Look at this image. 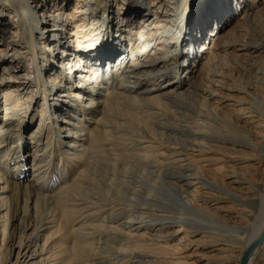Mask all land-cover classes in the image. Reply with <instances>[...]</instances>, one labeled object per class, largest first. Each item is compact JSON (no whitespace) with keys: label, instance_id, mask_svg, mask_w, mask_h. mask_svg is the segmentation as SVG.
<instances>
[{"label":"bare ground","instance_id":"obj_1","mask_svg":"<svg viewBox=\"0 0 264 264\" xmlns=\"http://www.w3.org/2000/svg\"><path fill=\"white\" fill-rule=\"evenodd\" d=\"M2 227L4 264H264L258 0H0Z\"/></svg>","mask_w":264,"mask_h":264},{"label":"rangeland","instance_id":"obj_2","mask_svg":"<svg viewBox=\"0 0 264 264\" xmlns=\"http://www.w3.org/2000/svg\"><path fill=\"white\" fill-rule=\"evenodd\" d=\"M258 3H259V5L261 6V7H264V0H258ZM243 9H241L239 12H238V14L237 15H239L240 13H241V11H242ZM149 13V12H148ZM151 13V12H150ZM262 17H263V15H262ZM185 44L186 43H184L183 45H182V47L183 46H185ZM9 228H10V224H9V227H8V231H9ZM8 231L6 232V233H3V227L2 228H0V264H4L5 263V257H6V252H5V250H6V245L9 247V244H8V242H7V233H8ZM2 232V233H1ZM193 252H195V254H196V256H194V258L195 259H199L200 257L199 256H201V254L203 253L204 254V252H205V250H204V248L203 247H197V250H195L194 251V248H193V250H192Z\"/></svg>","mask_w":264,"mask_h":264},{"label":"water","instance_id":"obj_3","mask_svg":"<svg viewBox=\"0 0 264 264\" xmlns=\"http://www.w3.org/2000/svg\"><path fill=\"white\" fill-rule=\"evenodd\" d=\"M263 238H264V232H263V234L260 235V237L255 241V243L253 244V246L259 244V243L263 240Z\"/></svg>","mask_w":264,"mask_h":264}]
</instances>
